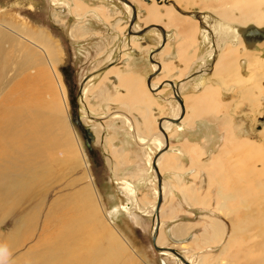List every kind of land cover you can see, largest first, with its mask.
<instances>
[{
    "label": "rangeland",
    "instance_id": "1",
    "mask_svg": "<svg viewBox=\"0 0 264 264\" xmlns=\"http://www.w3.org/2000/svg\"><path fill=\"white\" fill-rule=\"evenodd\" d=\"M130 1L137 8L132 30L163 26L167 40L162 47L159 28L129 33L132 13L123 0H0V32L18 30L20 26L9 23L16 18L46 31L59 50L58 60L50 61L67 93L66 123L71 132L66 133L75 140L71 143L75 157H67L72 152L62 141L48 168H43L47 163L42 160L26 162L25 157L31 155L27 151L16 155L12 148L11 167L0 173V264H55L50 251L64 264L67 254L75 251L77 255L78 250L83 264H98L93 256L87 259L89 254H102L99 261L103 264H183L159 251L152 239V207L158 199L155 189H159L155 158L164 146L157 145L156 138L163 135L158 127L163 118L181 116L169 80L178 85L185 112L180 124H170L167 133L170 126L183 133L182 122H191L200 109L195 123L207 126L199 124L196 130H188L186 138L207 140L208 152L187 163L192 173L183 181L191 184L196 194L193 200L174 185L170 191L168 180L173 174L166 175L158 159L165 187L161 208L169 194L167 201L189 214L179 210L173 213L179 217L170 219L160 209L157 244L175 248L194 264H264V41L248 48L229 27L254 24L264 28V0H171L182 12L163 0ZM197 11L203 12L201 17L189 14ZM205 15L215 20L212 30H202L208 29ZM223 25L227 29H221ZM177 30H191L193 58L180 59L185 39ZM0 37L1 46L9 50L8 42ZM26 45L43 59L57 90L46 54L33 44ZM23 53L11 54L13 69L3 75L6 86ZM229 70L226 76L224 72ZM187 96L194 98L192 103L186 101ZM44 98L52 100L48 89ZM220 101L225 104L222 121L218 117ZM168 137L164 153L172 150L180 155L179 149L171 147L169 133ZM26 165L27 172L23 170ZM24 184L26 190L39 191L38 201L19 199ZM85 192L88 232L96 223L101 225L98 255L83 249L86 237L80 231L69 237L61 223L56 227L53 219L47 221L53 202L71 214ZM59 216L58 211L53 214L54 219ZM215 220H221L227 229L220 240ZM176 225H183L182 238L172 232ZM112 235L118 239L111 246ZM52 242L56 245L50 246ZM43 254L48 261L41 258ZM107 256L112 259L108 261Z\"/></svg>",
    "mask_w": 264,
    "mask_h": 264
},
{
    "label": "bare ground",
    "instance_id": "2",
    "mask_svg": "<svg viewBox=\"0 0 264 264\" xmlns=\"http://www.w3.org/2000/svg\"><path fill=\"white\" fill-rule=\"evenodd\" d=\"M123 3L125 7L130 12H132V9H131L132 7L125 2ZM204 19L207 25L209 24L211 29H213L214 25L216 24L215 20L212 21L211 17L210 16L207 17V15L204 16ZM9 20L11 21L9 23L15 26H20V28L18 30H9L10 27L7 26L6 28L9 30V32L8 31L4 32V30L2 31L3 34L2 32H0L2 34L0 35L2 36V39L6 40L8 42L7 44H9L8 46L9 50H7L8 48L5 49L4 45L1 46L2 43H0V173L5 171L8 167H11V165L9 164L10 162L9 158H11L10 152L13 151L12 150L13 147L16 150V151L14 150L15 153H17L16 155L22 154L23 152L25 153L26 151L28 155H31L29 157L28 156L25 157L27 154L25 156L23 155L26 158L25 160L26 162H28L30 159H34L35 163L37 162V160H42L43 163L44 162L47 163V165L44 164L43 168H48L49 166H51L50 165L51 158L53 159L54 157L52 155H54L53 154L54 151L56 150V148H58L59 144L62 141L66 142V146L70 147V150H71V151L69 150V152H72L68 154L67 157L69 158L75 157L74 145L71 148V143L74 144L73 143L74 138L71 136V133H70L71 126L69 125V123H66L68 121V117L66 113L67 111L66 94L67 93L62 84V80L60 78L61 76L57 74L58 72L56 73L55 69L53 68V64L51 66V61H50L51 58L54 61L58 60L59 50L52 43L51 38L46 31L34 29L30 25L24 22H19L18 20H16V18L9 19ZM222 27L223 28L221 29L223 30L227 29V27L224 25ZM231 29L233 30V28ZM202 30H207V29H202ZM233 32H234V37L237 36V34L235 33V29ZM236 32L240 34L237 30ZM205 33H207V31H205ZM0 41H1V37H0ZM4 43L6 42L4 41ZM26 43L33 44L34 46L39 47V49L41 48L43 52L46 54L48 61H49L48 64L49 66H51L52 68L51 70L54 73V76L56 78L57 87L56 86L55 87L57 88V90L54 89V87L52 86L51 75L48 72L49 70L48 71L46 70L45 68L46 65L44 66L43 59L38 54L33 52L32 50H29ZM21 51H23L24 53L21 56V59L16 61L17 63L16 68H15L16 73L15 75H12L11 78L8 79V84L6 86V82L3 80V75L6 73V71L9 73L10 70L12 71L13 69V68L11 69V65L9 63L11 59V54L15 52H21ZM2 56L4 59L3 61H2ZM47 89L50 91L51 96H52L51 102L44 98V92ZM184 107H185V104H184ZM170 124H172V122L165 120L163 122V127L168 129ZM56 129H62V131H59ZM66 131H70V132L66 133ZM162 136L161 138L159 137L156 138V141H158L157 143L158 147L165 144L164 135ZM45 152H48V153H45ZM161 156L158 159H160ZM14 159H17V158L14 157ZM82 161H85V156H83ZM20 163H24V162H20ZM33 165L31 164V167ZM27 167L28 165L23 166V170L26 172H27ZM45 188L47 189L48 186ZM21 189H22V194L19 193V199L30 200V197H32L33 199H36L38 201L39 191L26 190L27 188L25 184L22 186ZM155 191L158 197V190L155 189ZM47 192L48 190H45V193ZM164 194L165 192H163V197L165 196ZM45 196L42 197V200L45 199ZM86 202H87V194L85 192L77 198L76 208L72 209L71 214H67L63 212L62 210H60L57 203L53 202L51 204V208L49 209V213L47 214V221H52L53 219L55 221V224H52V223L51 224L56 227H58L59 223H61L63 229L67 228L66 231L69 237H70L69 234L75 235L77 231H80V234L86 237L85 243L87 246H83V249L88 250L87 252H91V253H94L95 255H98L100 251L102 250V246L100 242L102 238V231L99 230L101 225L100 223H96L94 227L91 228L88 232L87 223H86L87 218H88V208L84 206ZM155 206L156 205L154 204V206L152 207L153 215L155 211ZM57 211L60 213V216L54 219L53 214ZM263 233H264V230H262V234ZM159 234H158L157 241H159L160 239ZM90 236L93 239V246L90 245ZM110 238L111 239L109 241H110L111 246L113 244H116L115 240L117 237L112 235ZM56 242H52V245L50 246L56 245ZM78 243H80V241H78L77 244ZM65 250L67 252L66 247H65ZM60 251H61V248H60ZM50 252H51L50 255H52V257L50 258L53 259V262L55 264H59L57 261V256L55 255L56 253L54 254L52 251ZM161 252L172 255L174 258H177L181 261L179 257L174 255L172 252H169L168 250L161 251ZM76 254L77 255H75V251L72 253H68L67 259H65L64 264H78L77 261L74 260L76 257H78L79 259L77 260H80L81 264H83L84 257H82L80 251L79 250L76 251ZM101 255L94 256L92 254H89L87 256V259H90L93 256L94 262L98 264H103L102 261H99L101 259ZM45 256L47 255L43 254L41 258L47 259L48 261V257H45ZM106 259L110 261L112 257L107 256Z\"/></svg>",
    "mask_w": 264,
    "mask_h": 264
},
{
    "label": "crops",
    "instance_id": "3",
    "mask_svg": "<svg viewBox=\"0 0 264 264\" xmlns=\"http://www.w3.org/2000/svg\"><path fill=\"white\" fill-rule=\"evenodd\" d=\"M189 31L191 30H177V32L181 33L185 39V43L184 44V49H181L179 51V56L180 59H189V58H193V56H190V52L192 47H194L195 45V39L192 40L193 35L191 33H189ZM179 48V47H178ZM195 49V48H194ZM195 51H197V48L195 49ZM235 69V68H234ZM232 70V69H231ZM231 70L224 72L226 76H229V73H231ZM224 76V77H226ZM186 99V101H189L192 103L193 101V97L191 96H187L184 97ZM200 98L202 99V96H200ZM216 102H218L215 99ZM221 104L220 109V116L219 119L222 121V119L225 118L224 116V107L225 104L223 102H219ZM185 104V102H184ZM190 104V103H189ZM187 105V102H186ZM201 113V110L198 109V112L195 114V117H193L191 120V122H182L184 125V131L183 133H180L177 131V129L173 128V126H170L169 128V136H170V143H171V147L172 148H177L181 151L180 155L177 154L175 151L171 152H166L163 153L161 156V167H162V171L167 175L169 173L172 172L173 175H171L172 177H169V183L172 185L170 191L173 190V185L174 188H181L184 193H186L188 195V198H190V200H193L195 197V192L193 191V188H191V184H186L184 183L183 180L187 179L191 177V173H192V169L188 167V162L189 161H197L199 159V157L206 155L207 154V140L203 139L202 141H196V139L194 138V141L192 142L190 139L186 138L188 137V134L186 133L188 130H196L197 126L199 124H203L206 128L207 124L204 123H195V121L199 118ZM207 114H210L209 110H207V112H205ZM212 117L215 118L214 114L212 115ZM221 117V118H220ZM185 123L187 125H185ZM172 132V134H171ZM191 171V172H190ZM179 176V177H177ZM168 179V177H166ZM177 183V185L175 186V184ZM165 197V196H164ZM169 198V194L165 199V203H167L166 205L164 204L162 209V212L164 213L165 217H170V219H177L179 216H173V213H175L176 211L180 210V213H185L186 215L189 214V212L187 213L186 211L181 212V207L179 206V204H175V203H169L167 200ZM170 200H172V198H170ZM170 205H173L172 207ZM162 207V206H161ZM161 211V210H160ZM161 215H163L161 213ZM216 225L214 226L215 229L217 230V234L216 236H219V240L221 238H223L226 235V226H224V224L222 223L221 220H215ZM183 228V225H181ZM181 226L176 225V227H174L172 229L173 231H176V233H178L179 236H177L178 238H182L181 237ZM189 227L191 228V225L189 224ZM161 228V226H160ZM160 232V230H159ZM181 240H179L180 242ZM185 242V241H183Z\"/></svg>",
    "mask_w": 264,
    "mask_h": 264
},
{
    "label": "water",
    "instance_id": "4",
    "mask_svg": "<svg viewBox=\"0 0 264 264\" xmlns=\"http://www.w3.org/2000/svg\"><path fill=\"white\" fill-rule=\"evenodd\" d=\"M147 1H150L151 0H147ZM159 2H161V0H157ZM123 2L129 4L131 7H132V18H131V21H130V28H129V33L131 34H143L145 32L148 31L149 28L151 27H156V28H159L163 34V42H162V45L160 47H162L166 40H167V31L165 30V28L161 25H158V24H152L151 26H145L142 30H132L133 28V25L135 24V20L137 18V8L136 6L133 4V2H131L130 0H123ZM165 3L169 4V3H173L174 5L175 2L173 1H170V0H164ZM177 7V5H176ZM177 9L179 11H181L179 9V7H177ZM182 12V11H181ZM187 14V12H185ZM189 14H192V15H198L197 17H201L202 16V13L197 11V12H190ZM229 27L233 28V30H237L241 37L243 38L244 42L246 43V46L248 48H252V47H255L256 43L257 42H263L264 41V28H260L254 24H249L247 26H240V25H236V24H231ZM154 62H156L158 68L160 69V64H158L157 61L153 60ZM157 68V69H158ZM168 83L174 88V91H175V96L176 98L178 99L179 103H180V106H181V116L180 117H177V118H172V117H168V118H163L160 120V123H159V130L161 131V133L164 135V138H165V144L163 146V148L159 149L157 155H156V158H155V169H156V172L159 176V189H158V199H157V203H156V206H155V211H154V230H153V234H152V239H153V243H154V246L159 250V251H165V250H168L169 252H172L174 255H176L177 257H179L181 259V261L184 263V264H193L190 260H188L182 253H180L178 250H176L175 248H171V247H164V246H159L157 244V239H158V234H159V229H160V224H161V221H160V209H161V206H162V203H163V200H164V197H163V179L161 177V173H160V170L159 168L157 167V161H158V158L161 156L162 153H164L167 149H168V145H169V137H168V133L167 131L165 130V128L163 127V122L165 120H168L172 123H178L179 120L181 119V117L184 115V112H185V107H184V102L181 98V96L178 94L179 93V88H178V85H176L173 81H168Z\"/></svg>",
    "mask_w": 264,
    "mask_h": 264
},
{
    "label": "flooded vegetation",
    "instance_id": "5",
    "mask_svg": "<svg viewBox=\"0 0 264 264\" xmlns=\"http://www.w3.org/2000/svg\"><path fill=\"white\" fill-rule=\"evenodd\" d=\"M157 1V0H156ZM132 9V8H131ZM132 13V12H131ZM205 25H207V23L205 22ZM208 26V29L207 30H212L211 29V27L209 26V24L207 25ZM206 26V27H207ZM210 27V28H209ZM203 29H205V28H203ZM235 33L237 34V36H240V34H238L237 32H236V30H235ZM241 37V36H240ZM165 128V127H164ZM165 130H166V128H165Z\"/></svg>",
    "mask_w": 264,
    "mask_h": 264
}]
</instances>
